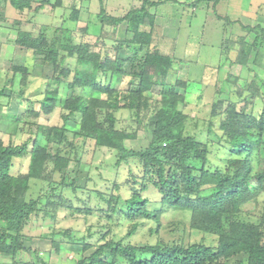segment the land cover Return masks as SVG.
<instances>
[{
  "label": "trees",
  "instance_id": "obj_1",
  "mask_svg": "<svg viewBox=\"0 0 264 264\" xmlns=\"http://www.w3.org/2000/svg\"><path fill=\"white\" fill-rule=\"evenodd\" d=\"M2 1L10 2L18 13L28 9L31 3V0ZM162 3L165 2L145 0L122 17L108 16L103 8L100 10L97 17L102 31L103 27L126 24V33L131 38L122 42L125 55L121 59L122 44L106 48L101 38L93 45L77 42L71 31L50 38L43 31L33 36L17 29L14 45L31 51L34 65L52 67L40 110L27 109L25 113L37 119L39 115L52 114L60 104L62 125L44 128L43 145L32 138L19 145L5 144L0 139V254L15 257L26 251L24 240L28 238L22 232L40 210L41 203V198L26 199L31 180L50 182L52 175L58 174L65 187H69L64 176L70 157L64 149H75V146L68 138L70 132L65 125L73 122L79 126L78 132L72 134L74 139L82 138L94 142L96 147L114 150L116 166L125 164L129 168L122 182H114L116 194H110L105 211V214L110 212L108 218L119 216L133 223L128 236L138 229V220L158 222L163 213L173 209L188 212L191 231L214 236L217 241L215 246L204 242L186 246H134L106 241L77 264H228V260L240 255L245 258L235 264H264V213L257 218V223L237 219L243 206L264 197V158H257L256 164L253 158L254 150L264 140V113L256 118L245 110H236L234 103L223 107L222 101L216 102L210 117L224 116L219 123L222 134L217 139L227 146L229 158L223 167L210 163L209 142L185 134L189 118L182 107L187 103L186 95L178 90H187L188 83L180 79L168 82L177 60L173 53H162L161 47L169 48L171 41L164 40L161 28L154 24V15L149 13L150 8ZM207 3L208 0H195L189 5L196 8ZM59 5L60 2L56 6ZM78 16L79 12H75L70 20L77 21ZM19 25V21L12 23L15 28ZM243 30L245 36L229 37L227 50H237L236 64L241 68L248 66L250 58L252 65L264 67V54L260 50L264 45V29L257 25ZM81 31L86 32V28ZM254 33V39L249 41L246 36ZM97 46H100L98 50ZM69 60L75 64L71 65ZM126 66L128 71L124 76ZM10 71L19 75L22 97L29 72L20 65L10 66ZM107 75L106 84L101 80ZM124 78L128 81L123 86ZM61 87L70 91L65 100L58 98ZM155 88L159 100L151 95ZM251 89L249 98L263 96ZM5 91L6 88L0 90V97H9ZM244 93L245 90H238L237 94L241 97ZM95 94H103L105 98L94 97ZM246 105L247 108L251 104ZM120 109L132 112L137 126L144 123L151 133L152 141L146 149L136 152L125 147L124 142L135 138V134L116 129L114 112ZM13 121L18 124V118ZM44 129L37 126L36 132ZM211 130L209 124V135ZM25 156H29L27 172L10 174L13 161ZM122 189H126V198L121 194ZM150 190L155 192L157 200L149 198ZM152 202L158 203L154 204V210L149 209ZM59 207L72 208L62 200H49L45 206L54 211ZM85 213L89 214L90 209L86 208Z\"/></svg>",
  "mask_w": 264,
  "mask_h": 264
},
{
  "label": "rangeland",
  "instance_id": "obj_2",
  "mask_svg": "<svg viewBox=\"0 0 264 264\" xmlns=\"http://www.w3.org/2000/svg\"><path fill=\"white\" fill-rule=\"evenodd\" d=\"M45 1L31 0L30 7L22 13H18L13 8V11L11 8L6 11L7 6H11L10 2L2 5L4 2L0 0V32L8 35L4 38L5 46L14 45L17 29L28 31L33 36L43 31L50 38L58 37L65 31H71L77 42H89L93 45V42L101 38L104 42L103 46L106 48H113L122 44V48L119 50V58L121 59L125 55L122 43L124 31H121L119 26L103 27V31L101 30L97 16L104 6L100 5L99 8L96 0H48L49 4H45ZM177 1L186 4L181 5L174 2L172 5L173 3L169 1L158 10L160 19L172 21L174 31L169 32L171 39L162 34L164 40L171 41L170 47L172 49L161 47L164 51L162 53L166 54L170 50L177 58L174 68L178 71L171 73L168 82L174 83L176 79H182L188 83L187 90L183 88L178 90L180 93L185 92L186 95L187 103L182 107V111L189 118L185 126V134L196 136L200 141L209 142L210 154L208 159L210 163L223 167L229 158V153L226 151L227 146L222 145L217 138L222 134L219 123L224 116L211 118L212 106L216 102L222 101L223 107L229 103H234L236 110H245L256 118L264 113V67L252 65L250 58L248 66L241 68L240 65L236 64L237 50H227V46L230 45V42L227 41L229 37L233 36L231 39H235L246 34L245 32H242L241 35L237 34L242 28L238 24V19L243 18L242 15L250 18V20L247 18L242 20L245 25H250L251 22L253 26L258 25L264 29V0H218V2L220 1L218 5L215 3L216 0H208L207 11L204 9L206 6L204 4L202 7V4L197 6L192 11L193 7L189 4L195 0ZM57 2H60L58 7L56 6ZM103 10L106 15L112 17L124 16L126 13L124 11L121 15L115 16L114 14L117 12L109 7H104ZM75 12H79L77 21H71L70 17ZM14 21L20 23L17 28L12 27ZM5 25L7 27L4 28ZM83 28H86V32L81 31ZM3 29L9 32H5ZM254 35L255 33L246 37L252 41ZM99 47H95L96 50ZM260 50L264 54V45L260 46ZM12 57L5 52L2 59L3 67L9 71L8 74L12 73L9 66L20 64V66L26 67L29 72V87L27 89L25 87L23 96L20 95L19 97L21 104L18 124L10 123L5 128L7 130H4L15 134L13 135L15 137L9 138L10 141L6 136L1 138L3 140L5 138V144L19 145L32 138V141L43 145L44 128L62 125L60 104L52 114L48 116L39 115L37 119L31 118L25 112L27 109H31V112L32 110L35 112L40 110L45 85L51 76L52 67L47 65L42 68L34 65L33 55L31 57L30 55L18 56L17 59ZM68 62L71 65L75 64L74 60ZM127 71L128 67L126 66L124 76H127ZM15 80L19 82V75H16ZM101 81H105L107 84L109 75L102 78ZM127 81L128 79L124 78L122 85L124 86ZM251 83L249 91L248 87ZM5 87L6 85L0 86V90ZM14 87L17 89L14 93L17 97L16 95L20 91L19 84L17 83ZM251 88L255 89L254 91H260L263 96L256 95L249 98L253 93ZM238 90H245V93L240 97L237 94ZM69 94L70 91L61 87L58 98L65 100ZM84 94L87 95V92ZM151 95L154 100H159L157 88L152 90ZM94 97L104 99L105 95L95 94ZM29 99L34 101L31 102ZM28 100L30 103L27 102ZM246 104L251 105L246 108ZM0 107L4 110L7 106L0 102ZM114 116L116 129L128 134H135V138H130L124 142L127 149L138 152L148 147L152 141L151 133L144 123L140 127L137 126L132 112L120 109L114 112ZM209 124L212 125L210 135L207 132ZM37 126H42L44 130L36 132ZM65 127L70 132L68 138L73 140L75 146V149H64L70 157L64 178L66 184L70 185L65 187L58 174H53L50 182L37 180L29 182L26 199L41 198L38 207L40 210L29 219L22 232L28 240H24L26 251H21V255L24 258H28L30 255L31 259L16 260V263L8 261V264H77L82 258L89 257L98 246L106 241H122L126 245L134 246L155 244L186 246L199 242L211 246L216 245L217 241L214 236L203 235L189 229L187 211L173 209L163 213L158 222L138 220V229L132 236H128L133 223L119 216L108 218L110 212L105 214L106 201L110 194H116L113 184L114 182H122L127 177L128 166L125 164L116 166L117 156L114 150L96 147L94 142L82 138L74 139L73 132L79 130V126L75 123L68 122ZM16 128L17 132L15 131ZM0 134L5 135L4 133ZM253 158L254 164H256L257 158H264V140L254 150ZM28 164L29 156L15 159L9 173L25 174ZM131 168L135 170L134 165H131ZM149 193V198L154 197L157 200L154 191L150 190ZM121 194L125 198L128 195L126 189H122ZM58 197L61 198L58 199ZM49 200L69 202L72 208L59 207L55 211L51 208H45ZM154 204L158 203L152 202L149 205L150 210L156 209ZM86 208L90 209L89 214L85 213ZM263 213L264 197L262 196L243 206L242 213L237 219L257 223V218ZM244 258L240 255L236 259L228 260L227 263L235 264ZM1 262L2 260H0V264H2Z\"/></svg>",
  "mask_w": 264,
  "mask_h": 264
},
{
  "label": "crops",
  "instance_id": "obj_3",
  "mask_svg": "<svg viewBox=\"0 0 264 264\" xmlns=\"http://www.w3.org/2000/svg\"><path fill=\"white\" fill-rule=\"evenodd\" d=\"M98 2V5H99V8H100V5L104 6V7H109L110 9L116 11L117 13L120 12V14H114L115 16H118V15H121L124 11L127 13L131 8H137L141 5V3L145 0H96ZM103 1V2H102ZM150 2H165V3H162L161 5L157 6V7H154V8H150L149 9V13L154 15V24L156 25V27H158L159 29L161 28L162 30V34H165L166 36H168L169 39L170 38V34L169 32H174L173 31V27H172V21L171 20H165L163 18L160 19V13H158V10L160 9V7H162L164 4L168 3L169 1H171V3H173L172 5H174V2H176L175 4H181V5H185L186 3L184 2H181V1H177V0H164V1H155V0H148ZM221 1V0H220ZM219 1V2H220ZM226 1H229V0H226ZM218 0H216V3L218 5ZM2 5H6V3H2ZM132 5H134V7H131ZM206 6H204V9L207 11V4H205ZM203 5H201L202 7ZM103 7V8H104ZM131 7V8H130ZM8 8H12L13 7H9L7 6L6 8V11H8L9 9ZM130 8V9H129ZM14 9V8H13ZM184 9V8H183ZM195 8H192V11H194ZM237 9V7H236ZM15 10V9H14ZM155 10V11H154ZM13 11V10H12ZM16 11V10H15ZM154 11V12H153ZM18 12V11H16ZM115 13V12H114ZM125 13V14H126ZM159 14V15H158ZM122 16V15H121ZM121 16H118V17H121ZM241 19H238V24L239 26L241 25V30H240V33H237L238 35H241L242 32H245L243 30V27H246V26H251L253 27V25L251 24V22L249 23L250 25H245L242 20H245L247 17H245L244 15H242ZM250 20V18H247ZM165 20V21H164ZM4 28L7 27L6 25L3 26ZM120 29L121 31H124L123 32V37L122 39L125 40V39H129V34L126 33V24L123 23L121 24L120 26ZM5 32L7 31L6 29H3ZM189 31V30H188ZM9 32V31H7ZM233 35V34H232ZM8 35L6 33H3V32H0V86H5L6 85V91H5V94H8L9 97H1L0 98V102L6 104V109L3 110L2 107H0V133H4L5 135L3 134H0V139L4 142V140L2 139L3 136L5 137H8V140L10 141L11 138H14L15 134L13 133H10L9 131H4V130H7L5 129L6 127L9 126L10 123H14V119L15 118H19V110H20V104H21V101L19 99L20 97V94L18 93V95H16L17 97H15V92L17 91V89H15V85L19 82L17 80H15V77L16 75H13V73H9V71H6L5 70V67H3V62H2V59L5 55V52L9 55H12L13 59H17L18 56H26V55H32V52L31 51H26V50H21V48L19 47H16L15 45H12L10 44L9 46H5V42H4V38H6ZM244 36V35H243ZM3 37V38H2ZM239 37H242V36H239ZM172 39H175V38H172ZM248 40H250L248 37H247ZM253 39V38H252ZM4 51V52H3ZM168 53L166 54H172L169 51H167ZM170 52V53H169ZM177 60V58H176ZM20 65V64H18ZM174 64H173V69L174 71H178L174 68ZM10 67V66H9ZM43 68V67H42ZM45 68V67H44ZM6 80V81H5ZM181 81H184L182 79H180ZM5 84V85H4ZM18 87V86H17ZM29 87V80L27 82V86H26V89ZM25 89V90H26ZM12 92V93H11ZM31 102L34 101V100H31L29 99ZM27 101L28 103H30V101ZM7 134V135H6ZM12 134V135H11ZM2 137V138H1ZM10 138V139H9ZM5 143V142H4ZM27 244V243H26ZM27 255V254H25ZM30 255H28V258H24V256L21 255V252L18 253L15 257H12L10 255H4V254H0V260H2V264H8V261H11V262H14L16 263V260H30ZM33 260V259H32Z\"/></svg>",
  "mask_w": 264,
  "mask_h": 264
}]
</instances>
